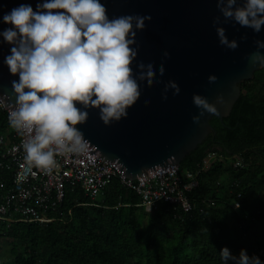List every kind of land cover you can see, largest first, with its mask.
Wrapping results in <instances>:
<instances>
[{
	"label": "trees",
	"instance_id": "trees-1",
	"mask_svg": "<svg viewBox=\"0 0 264 264\" xmlns=\"http://www.w3.org/2000/svg\"><path fill=\"white\" fill-rule=\"evenodd\" d=\"M241 91L230 116L214 117L215 133L180 165L198 174L189 194L193 212L167 204L147 212L118 180L97 201L75 189L49 211L51 223L0 221V247L11 246L10 264H221L225 246L264 261V68ZM6 128L0 111V133ZM210 154L216 160L203 172ZM236 158L243 160L239 168ZM0 177L12 187L9 173ZM3 193L0 188V201Z\"/></svg>",
	"mask_w": 264,
	"mask_h": 264
},
{
	"label": "clouds",
	"instance_id": "clouds-1",
	"mask_svg": "<svg viewBox=\"0 0 264 264\" xmlns=\"http://www.w3.org/2000/svg\"><path fill=\"white\" fill-rule=\"evenodd\" d=\"M221 15L213 19L219 44L235 50L237 39H229L222 26L233 22L260 33L264 26V0H216ZM223 18V19H222ZM150 14L130 13L109 17L102 0H41L35 10L31 4H20L3 15L11 27L0 32L11 45L4 64L13 76L15 98L9 113V125L24 137L26 159L35 167L52 171L58 167L57 156L83 154L89 141L78 127L88 119V109L99 110L100 119L109 125L128 116V110L139 100L142 85L164 83L163 62L155 65L138 61L140 45L137 33L151 22ZM242 40L247 39L245 33ZM256 50L249 54L252 67H264V40L254 41ZM170 56L163 52V58ZM215 74L208 76L215 83ZM179 95L175 80L164 83L162 98L168 93ZM150 97L145 96L148 103ZM193 104L199 114L192 120L199 123L205 113L220 115L216 102L194 93ZM221 264H264L246 249L233 254L221 249Z\"/></svg>",
	"mask_w": 264,
	"mask_h": 264
},
{
	"label": "water",
	"instance_id": "water-1",
	"mask_svg": "<svg viewBox=\"0 0 264 264\" xmlns=\"http://www.w3.org/2000/svg\"><path fill=\"white\" fill-rule=\"evenodd\" d=\"M41 0H0V32L8 27L3 15L20 4H31L35 10ZM106 3L109 17L130 13L150 14L151 22L143 32L137 33L140 45L138 61L165 65L160 79L166 83L175 80L179 95L162 98L164 83L146 82L137 103L128 110V116L109 125L100 119L99 110L88 109V119L78 127L85 138L104 161L117 162L128 178H150L180 169L185 158L215 133L211 120L221 122L230 116L241 96V85L251 81L256 72L264 67H252L248 60L256 50L254 41L264 40V26L260 33L229 22L224 24L229 39H237L235 50L219 44L213 19L221 15L216 0H102ZM223 19V18H222ZM247 34V39H240ZM11 45L0 36V96L8 107L15 98L11 81L18 80L4 64ZM170 56L163 58V52ZM264 51V50H262ZM218 79L209 83L208 76ZM198 93L215 103L218 95L225 98L217 104L220 115L205 113L199 123L192 117L199 114L193 104V94ZM150 97L148 103L144 97Z\"/></svg>",
	"mask_w": 264,
	"mask_h": 264
},
{
	"label": "built area",
	"instance_id": "built-area-1",
	"mask_svg": "<svg viewBox=\"0 0 264 264\" xmlns=\"http://www.w3.org/2000/svg\"><path fill=\"white\" fill-rule=\"evenodd\" d=\"M0 111L6 114L7 128L0 133V172L12 178V187H7L0 177V188L4 189L0 201V221L4 223L47 224L54 221L49 211H56L69 191H81L85 197L99 200L114 180L127 190L136 193L142 200L140 206L151 212L159 204H167L184 212H193L195 206L189 194L198 187V174L182 172L180 169L165 175L128 178L117 162L104 161L89 143L83 154H61L57 156L58 167L45 171L32 165L25 157L24 137L9 125L11 107L4 96H0ZM216 158L208 155L201 164L207 172ZM234 167L243 165L236 158ZM99 207V205H94ZM240 205L237 203L234 209Z\"/></svg>",
	"mask_w": 264,
	"mask_h": 264
},
{
	"label": "rangeland",
	"instance_id": "rangeland-1",
	"mask_svg": "<svg viewBox=\"0 0 264 264\" xmlns=\"http://www.w3.org/2000/svg\"><path fill=\"white\" fill-rule=\"evenodd\" d=\"M215 157H217L215 154H211ZM13 224V223H8ZM11 246L5 242L1 243L0 247V264H10L12 261V257L10 254Z\"/></svg>",
	"mask_w": 264,
	"mask_h": 264
},
{
	"label": "flooded vegetation",
	"instance_id": "flooded-vegetation-1",
	"mask_svg": "<svg viewBox=\"0 0 264 264\" xmlns=\"http://www.w3.org/2000/svg\"><path fill=\"white\" fill-rule=\"evenodd\" d=\"M211 136V135H210Z\"/></svg>",
	"mask_w": 264,
	"mask_h": 264
}]
</instances>
